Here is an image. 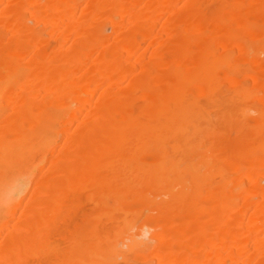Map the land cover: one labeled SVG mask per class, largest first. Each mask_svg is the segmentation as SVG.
<instances>
[{"label":"bare ground","instance_id":"6f19581e","mask_svg":"<svg viewBox=\"0 0 264 264\" xmlns=\"http://www.w3.org/2000/svg\"><path fill=\"white\" fill-rule=\"evenodd\" d=\"M0 264H264V0H0Z\"/></svg>","mask_w":264,"mask_h":264}]
</instances>
